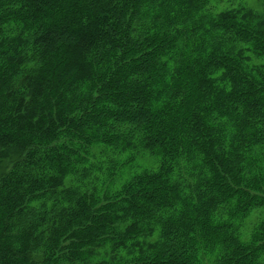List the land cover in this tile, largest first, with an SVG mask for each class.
I'll return each mask as SVG.
<instances>
[{
    "label": "trees",
    "instance_id": "obj_1",
    "mask_svg": "<svg viewBox=\"0 0 264 264\" xmlns=\"http://www.w3.org/2000/svg\"><path fill=\"white\" fill-rule=\"evenodd\" d=\"M223 1L0 0V264H264V13Z\"/></svg>",
    "mask_w": 264,
    "mask_h": 264
},
{
    "label": "rangeland",
    "instance_id": "obj_2",
    "mask_svg": "<svg viewBox=\"0 0 264 264\" xmlns=\"http://www.w3.org/2000/svg\"><path fill=\"white\" fill-rule=\"evenodd\" d=\"M262 3V0H224L219 5L222 7H236L238 5L245 4L246 6H250L260 13H264Z\"/></svg>",
    "mask_w": 264,
    "mask_h": 264
}]
</instances>
